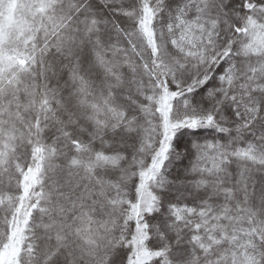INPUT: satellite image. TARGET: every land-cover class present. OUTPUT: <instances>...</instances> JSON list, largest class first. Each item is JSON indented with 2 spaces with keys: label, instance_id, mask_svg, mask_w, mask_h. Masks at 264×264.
<instances>
[{
  "label": "snow or ice",
  "instance_id": "6c2138e0",
  "mask_svg": "<svg viewBox=\"0 0 264 264\" xmlns=\"http://www.w3.org/2000/svg\"><path fill=\"white\" fill-rule=\"evenodd\" d=\"M0 264H264V0H0Z\"/></svg>",
  "mask_w": 264,
  "mask_h": 264
}]
</instances>
